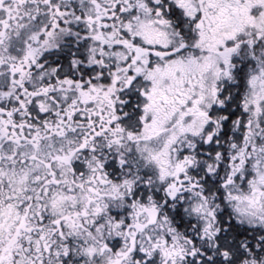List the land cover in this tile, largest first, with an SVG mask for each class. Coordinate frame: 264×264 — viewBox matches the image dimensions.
Here are the masks:
<instances>
[{
  "label": "snow or ice",
  "instance_id": "obj_1",
  "mask_svg": "<svg viewBox=\"0 0 264 264\" xmlns=\"http://www.w3.org/2000/svg\"><path fill=\"white\" fill-rule=\"evenodd\" d=\"M0 264H264V0H0Z\"/></svg>",
  "mask_w": 264,
  "mask_h": 264
}]
</instances>
